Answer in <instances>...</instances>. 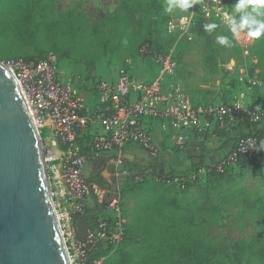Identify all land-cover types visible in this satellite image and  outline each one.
<instances>
[{
  "label": "rangeland",
  "instance_id": "1",
  "mask_svg": "<svg viewBox=\"0 0 264 264\" xmlns=\"http://www.w3.org/2000/svg\"><path fill=\"white\" fill-rule=\"evenodd\" d=\"M159 1L163 7L162 18H169L161 25V36L165 40L174 38L171 45L162 47L160 42L153 39L151 53L142 56L140 50L148 43L144 38L146 29H136L117 22L113 26L118 28V32L110 37L111 50L96 56L93 47L96 39L89 35V28L94 22L107 16L121 15V0H3L0 2V64L8 65L11 60L21 59L22 55L40 58L54 52L60 58L64 76L88 79L84 87L80 86L79 81L76 84L83 93L86 91L87 96L93 98V91L88 90L93 89L92 80L115 78L123 72L133 73L134 65L139 62L152 61L157 64L153 58L154 54L161 51L164 53L176 44L175 38L179 30L177 26L184 16L194 12V16H205L208 23H216L220 28L214 35L216 40L213 49H209L204 38L191 30L183 35L175 50L179 59L176 79L185 86L191 97L200 103H228L241 99L247 106L264 108V35L254 39V44L247 53L237 43L234 46L219 43L218 37L226 36L220 33V29L231 31L221 16L213 12L207 15L202 6H196L194 10L191 7L187 12L174 7L171 12L166 13L167 0ZM238 2L224 0L222 6L218 7L227 10L237 24L240 23L241 17L250 11L245 9L236 12L234 9ZM257 19L264 17L257 16ZM169 24L174 25L172 32L168 31L171 26ZM64 41L79 45L73 49L72 57L63 54L60 46ZM261 124L264 126V122ZM217 125L207 127L206 136H212L213 133L219 136L221 129ZM234 129L237 127H228L225 130L229 134ZM238 134L235 133L230 138ZM139 150L145 153L143 149ZM174 150L181 151L182 148L175 145ZM218 157H210L209 161L217 164L222 160H218ZM113 162L115 155L104 151L95 155L83 167V174L88 180L97 174L107 180L104 188L91 183V188L99 192L94 198H89L87 206L98 212L100 205H103L105 210L109 199L121 194V186L134 190L121 196L125 233L115 248L124 246L132 251L133 247L141 246L140 253L128 264H207L201 259L184 257L183 248L187 244L183 238L187 234L200 236L212 247L234 243L264 244V222L255 210L247 205L249 200H264V152L255 159L227 167L228 172L225 178L221 179L224 201L217 213L198 212L192 204L193 199L200 194L198 184H207L206 175L197 178L201 183L183 189L166 182L171 169L158 161L155 173L132 176L129 179L125 178L127 172L119 173L117 189L113 190L108 171V164ZM191 166L192 164L185 162L181 171L188 170ZM103 194L105 197H102ZM174 200H178L182 207L175 209L172 204ZM102 217L97 216L98 219ZM142 233H146V237L151 239L149 243H137V238ZM133 243L134 245H131ZM212 264L237 263L222 260Z\"/></svg>",
  "mask_w": 264,
  "mask_h": 264
},
{
  "label": "built area",
  "instance_id": "2",
  "mask_svg": "<svg viewBox=\"0 0 264 264\" xmlns=\"http://www.w3.org/2000/svg\"><path fill=\"white\" fill-rule=\"evenodd\" d=\"M223 1L203 0V4H194L192 9L202 6L208 14L213 12L223 20V14L228 13L227 10L218 8ZM194 17L192 12L182 18L183 24L180 21L176 44L191 30ZM173 26L171 25L172 31ZM233 34L236 43L248 53L254 39L249 38L245 32H241L239 36ZM176 44L166 53L154 54L158 72L150 80L129 72L111 79L92 80L93 89L88 90H92L91 96L96 97L93 109L87 103L86 91L83 93L76 84L79 81L80 86L84 87L88 79L64 76L60 60L53 52L32 64L22 59L11 60L8 64L22 87L41 140L49 193L71 264H85L87 249L98 244V241L109 243L115 249L125 233L121 195L116 194L107 202V208L101 215L103 217L87 223L89 235L82 238L78 234L77 220L85 212L89 198L99 192L91 188V183L83 174V167L95 155L104 151L112 152L119 164L123 154L132 146L155 153L153 135L145 123L148 118L163 120L175 134L185 132L187 135L200 137L206 136L207 127L212 123L236 128L245 120L264 122V108L247 106L241 99L228 103L195 101L185 86L176 79L179 68ZM140 52L142 56L151 53L148 45L143 46ZM47 119L53 124V135L63 152L60 176L63 194L54 188L55 174L53 167L49 165L44 144L43 128ZM87 134H90V139L84 141L83 147L80 138ZM262 141L264 135L247 136L234 141L229 153L217 163V169L223 170L225 166L235 164L240 157L257 158L264 152ZM183 143L178 142L179 145ZM253 145L254 147H250ZM207 172L208 168L202 166L189 178H201ZM186 179L182 176H169L166 182L180 185ZM61 196H64V200ZM102 197H105L104 194ZM102 260H98L97 264H102Z\"/></svg>",
  "mask_w": 264,
  "mask_h": 264
},
{
  "label": "water",
  "instance_id": "3",
  "mask_svg": "<svg viewBox=\"0 0 264 264\" xmlns=\"http://www.w3.org/2000/svg\"><path fill=\"white\" fill-rule=\"evenodd\" d=\"M126 161L134 162L135 156L126 152L119 164L108 165L113 190L118 174L127 172ZM76 224L86 238L83 216ZM0 264H70L49 193L41 140L5 64H0Z\"/></svg>",
  "mask_w": 264,
  "mask_h": 264
},
{
  "label": "trees",
  "instance_id": "4",
  "mask_svg": "<svg viewBox=\"0 0 264 264\" xmlns=\"http://www.w3.org/2000/svg\"><path fill=\"white\" fill-rule=\"evenodd\" d=\"M3 0H0L2 2ZM239 1V0H238ZM120 9L121 15H113L107 16L103 20H99L94 22L89 28V35L95 40V44L93 47L95 48L96 56H100L106 54L111 50L112 44L110 37L118 32V28L114 27L117 22H122L124 25H128L134 27L136 29L145 28L146 31L144 33V38L148 41L146 45H148L151 50L153 47V39H156L157 42H160L161 46L171 45L174 42V38H170L169 40H165L161 36V25L165 19H169L168 17L162 18V4L159 0H121ZM146 11V13L144 12ZM144 12V13H143ZM208 23L207 20L203 16H195L191 25V31L196 33L197 35L204 38L206 45L209 49L214 48V43L216 37L214 36L216 31L220 28L218 25L217 28L211 30L209 32L205 29L204 25ZM221 34H226L228 38V44L230 46H234L236 44V40L234 39V34L232 31L224 29H220ZM176 39V38H175ZM79 45L75 44V42L64 41L61 43V49L63 50V54L65 56L72 57V51L75 48H78ZM162 52V51H161ZM168 52V50L166 51ZM164 52V53H166ZM54 53V52H53ZM49 54V53H48ZM48 54L37 58L36 56L31 55H22L20 58L27 62L28 64H32L37 62L38 60L44 59ZM56 54V53H54ZM57 55V54H56ZM58 57V55H57ZM58 59H60L58 57ZM261 124V123H259ZM257 123H254V127L247 133H239L237 136L233 138H228V141L231 143L238 140L239 138L247 137V136H262L264 135V127H259ZM220 134L223 131V135H226L227 126H223L220 128L218 124ZM90 139V134L85 135L83 138H80V143L84 147V141ZM232 139V140H231ZM251 159H246L245 157H240L237 164L247 162ZM157 162L149 163L147 165L140 164L136 161H126V166L129 168L127 170L126 179L131 178L132 176H142L147 173H155L157 171ZM235 163V164H236ZM206 166L208 168V172L206 174L205 182L207 184L203 185L198 184V188L200 191L199 197L194 198L192 204L196 206L198 212L202 213H217L221 209V206L224 201L223 191L221 190L222 182L221 179L225 178L226 173L228 172L227 167L225 166L223 170L217 169V164L209 165L205 164L204 157L201 156L200 160L192 164L190 169L185 171H177L175 169L170 170L169 176H182L187 179L182 182V184L178 185L176 183H172L173 185H177L179 187H183V189L188 188L190 186H195L196 183H201L197 178L190 179L189 176L197 171L200 167ZM125 179V180H126ZM90 183H96L100 187L104 188L107 180L101 174H97L93 176L90 180ZM128 191H134L131 187L121 186L119 192H121V196L125 195ZM175 209H179L182 207L181 203L178 200H174L172 202ZM247 205L254 209L258 214V217L264 222V200H256V201H247ZM103 205L100 206V210L93 215H90L91 212L95 211L90 208H86L85 212L82 214L83 220L87 223L93 222L97 219V216H101L104 214ZM102 207V208H101ZM139 239V240H138ZM138 244H146L151 241L150 238L146 237V233L139 234ZM136 240V241H137ZM184 242L187 244L186 247L183 248V255L188 259H201L207 264L219 263L222 260H228L236 262L237 264L241 263H257L264 264V244L256 245V244H246V243H234L227 246L220 247H212L206 241H204L200 236L195 234H187L183 238ZM136 243V242H134ZM131 244V245H134ZM113 247L111 244L107 243L102 245L95 244L94 246H89L87 249V256L93 254L90 259L85 262V264H97V261L102 260V264H128L130 263L134 256L140 253L141 246L133 247L132 251L127 250L124 246L115 249L114 252L111 253Z\"/></svg>",
  "mask_w": 264,
  "mask_h": 264
},
{
  "label": "crops",
  "instance_id": "5",
  "mask_svg": "<svg viewBox=\"0 0 264 264\" xmlns=\"http://www.w3.org/2000/svg\"><path fill=\"white\" fill-rule=\"evenodd\" d=\"M132 72L133 74H136L137 76L145 80H150L158 72V65L152 61H144L142 63L139 62L138 64L134 65ZM94 98L95 97H86L87 103L91 109L95 107V103L93 102ZM94 100H96V98ZM145 123L150 128L153 135L155 153H150L146 149L136 146L129 147L126 152L133 154L135 156V161L140 164L147 165L149 163L160 161L163 162V165L165 164L169 169L173 168L177 171H181L182 169H184L182 168V165L185 162L187 164L197 163L200 160L201 156L204 157L206 164L214 165L216 162H210V157L219 156L218 160H220L223 159L231 150L233 142L231 143L230 141H228V138L233 136L235 133H247L254 127L253 122L245 120L243 121V123L240 122L237 129H234L229 134L227 133L226 135H223L224 132L222 131V134H220L219 136L216 133H213L212 136L200 137L187 135L185 134V132L175 134L173 130L168 127L161 119L148 118L145 120ZM45 124L46 125L43 128V137L46 152L49 157L48 162L49 165L53 167V171L55 174L53 185L56 190H59L60 194H63L62 184L60 180L62 172L61 161L63 152L53 135V124L48 119ZM213 126H215L214 123H212L209 127L211 128ZM258 126L264 127L263 124H259ZM179 141H183V145H179ZM175 145L182 148V150H174ZM139 149H143L145 153L141 152ZM113 164L117 165L116 157ZM94 196L95 194H93L91 197L94 198ZM63 197L64 196H61L62 200H64ZM95 213L96 211H93L90 213V215H93ZM85 223L87 224V222Z\"/></svg>",
  "mask_w": 264,
  "mask_h": 264
},
{
  "label": "clouds",
  "instance_id": "6",
  "mask_svg": "<svg viewBox=\"0 0 264 264\" xmlns=\"http://www.w3.org/2000/svg\"><path fill=\"white\" fill-rule=\"evenodd\" d=\"M214 2H218V0H214ZM197 3L203 4V0H167L165 12H171L174 7L180 9L182 12H187L192 5ZM203 6L206 9L208 8L207 5ZM245 9H250V11L246 12L241 17L238 25L233 16L228 13L223 14V20L231 27V31L236 33L237 36H239L241 32H245L249 38L259 39L264 35V19H257V16L264 17V0H239L234 10L240 12ZM206 14H208V11ZM204 27L211 32V30L217 28L218 25L216 23H206ZM168 31L172 32L171 26L168 27ZM218 40L220 44L228 43V38L226 36H220ZM261 144L264 146V141H262ZM250 147H254V145Z\"/></svg>",
  "mask_w": 264,
  "mask_h": 264
},
{
  "label": "bare ground",
  "instance_id": "7",
  "mask_svg": "<svg viewBox=\"0 0 264 264\" xmlns=\"http://www.w3.org/2000/svg\"><path fill=\"white\" fill-rule=\"evenodd\" d=\"M5 67L7 68V70H8V71L10 72V74L12 75V77H13V79H14V81H15V83H16V85H17V87H18V89H19V91H20V93H21V95H22V97H23L25 103H26V106H27V109H28V112H29V115H30L31 121L33 122V117H32V114H31V111H30L29 105H28V103H27V101H26V99H25V96H24V93H23L22 87L20 86L19 82L17 81V79L15 78V76H14V74H13L12 67H11L10 65H7V64H5ZM33 125H34V123H33ZM34 128H35V130H36V126H35V125H34ZM35 132H36V131H35ZM38 142H39V140H38Z\"/></svg>",
  "mask_w": 264,
  "mask_h": 264
}]
</instances>
